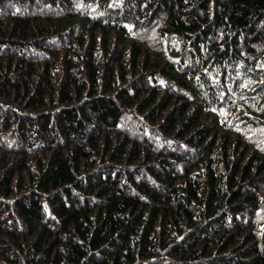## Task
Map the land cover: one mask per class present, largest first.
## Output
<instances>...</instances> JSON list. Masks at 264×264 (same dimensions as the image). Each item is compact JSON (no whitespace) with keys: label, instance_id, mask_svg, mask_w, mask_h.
Returning a JSON list of instances; mask_svg holds the SVG:
<instances>
[{"label":"trees","instance_id":"obj_1","mask_svg":"<svg viewBox=\"0 0 264 264\" xmlns=\"http://www.w3.org/2000/svg\"><path fill=\"white\" fill-rule=\"evenodd\" d=\"M0 264H264V0H0Z\"/></svg>","mask_w":264,"mask_h":264}]
</instances>
